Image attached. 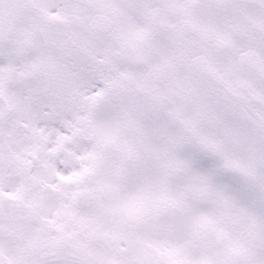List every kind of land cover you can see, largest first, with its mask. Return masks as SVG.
Instances as JSON below:
<instances>
[{
  "label": "snow or ice",
  "instance_id": "snow-or-ice-1",
  "mask_svg": "<svg viewBox=\"0 0 264 264\" xmlns=\"http://www.w3.org/2000/svg\"><path fill=\"white\" fill-rule=\"evenodd\" d=\"M0 264H264V0H0Z\"/></svg>",
  "mask_w": 264,
  "mask_h": 264
}]
</instances>
